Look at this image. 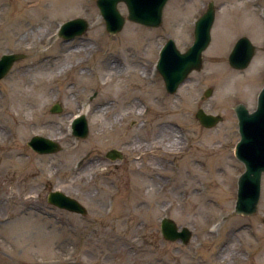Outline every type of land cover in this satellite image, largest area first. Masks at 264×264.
<instances>
[{
    "label": "rangeland",
    "instance_id": "1",
    "mask_svg": "<svg viewBox=\"0 0 264 264\" xmlns=\"http://www.w3.org/2000/svg\"><path fill=\"white\" fill-rule=\"evenodd\" d=\"M210 1L217 11L204 67L171 95L156 69L160 50L172 38L186 51ZM263 9L264 0H176L161 27L127 21L111 35L97 0H0V58L27 55L0 80V264H264V175L257 212H235L245 171L235 154V107L254 111L264 87ZM78 17L89 31L59 37ZM242 36L257 50L237 70L228 58ZM62 65L77 67L59 75ZM12 97L16 108L5 109ZM57 102L63 111L53 114ZM83 108L89 135L79 138L71 123ZM199 108L223 121L203 127ZM9 111L24 122L19 135ZM35 135L62 150L33 151ZM111 149L127 161L107 159ZM31 166L37 174L26 176ZM53 190L78 199L88 215L49 204ZM163 217L193 232L188 245L163 238Z\"/></svg>",
    "mask_w": 264,
    "mask_h": 264
},
{
    "label": "water",
    "instance_id": "2",
    "mask_svg": "<svg viewBox=\"0 0 264 264\" xmlns=\"http://www.w3.org/2000/svg\"><path fill=\"white\" fill-rule=\"evenodd\" d=\"M126 2L129 8V19L148 27H158L162 22L163 8L167 0H98L97 4L101 15L106 21L108 32L116 34L125 25V17L118 9V3ZM215 21V8L210 4L208 11L197 21L195 29V41L186 52H181L174 40H169L162 48L157 68L161 73L169 93L177 92L190 73L200 71L204 66L203 53L211 43V29ZM89 29V23L83 18L68 21L62 26L60 36L67 40L83 35ZM256 47L247 38L240 39L229 56V63L233 68L246 69L254 55ZM24 54H7L0 60V79L4 78L14 63L25 58ZM213 89L205 92V97L211 96ZM62 105L53 106V113H61ZM235 113L239 122L241 140L236 146L237 158L245 165V172L238 180V193L235 205L237 214L253 215L258 210L261 198L262 178L264 174V87L258 97L255 111L251 112L243 103L235 107ZM196 118L207 128L215 127L223 117L221 115L208 114L204 109H199ZM74 135L86 138L89 134V125L85 116L77 118L73 124ZM29 146L35 151L48 154L59 152L62 147L56 141L46 137L34 136ZM109 157L116 159L121 157L119 151L112 150ZM48 202L70 212L87 214V209L75 198L61 191H51ZM161 232L165 239L170 241H182L189 244L192 231L187 228H179L174 220L164 218Z\"/></svg>",
    "mask_w": 264,
    "mask_h": 264
},
{
    "label": "bare ground",
    "instance_id": "3",
    "mask_svg": "<svg viewBox=\"0 0 264 264\" xmlns=\"http://www.w3.org/2000/svg\"><path fill=\"white\" fill-rule=\"evenodd\" d=\"M46 58L50 59V58H52V56L46 57ZM76 67H77V65L76 66H69V65L65 66V65H62V66L59 67V70H58L59 75H63V74L69 73V72H75V68ZM80 73H85V71L81 70ZM92 79L95 82V84L98 85V82H97L98 79H99L98 74H96L95 76H92ZM103 84L108 86L109 82L105 81ZM19 85H21V83L17 84V86H19ZM14 101H16L15 97L7 99L5 109H14L13 106H15V108H16V103ZM17 102H20V98L17 99ZM17 106H21V104H18ZM83 109L86 112V108H83ZM7 114L13 121H15V124H13L14 126L12 127L11 131H13L15 134L19 135V132L21 131V129L22 130L24 129V122L20 119V115L18 113H14L12 111H9ZM10 135H12V134L10 133ZM18 135H16V136H18ZM12 154L13 153L11 151L7 152L5 150V152L2 155H4V156H12ZM16 161H17V163L20 162L18 159H16ZM32 174H34V175L37 174V170H36L35 166H31V169L26 174V176H30ZM9 183H11V180H10Z\"/></svg>",
    "mask_w": 264,
    "mask_h": 264
},
{
    "label": "flooded vegetation",
    "instance_id": "4",
    "mask_svg": "<svg viewBox=\"0 0 264 264\" xmlns=\"http://www.w3.org/2000/svg\"><path fill=\"white\" fill-rule=\"evenodd\" d=\"M175 2H176V0H168V1L166 2L165 7H164V9H163V22H164V19H165V17H166V13L169 11V9H172V7L175 5ZM232 3H233L232 1L228 2L226 6H228V5L232 4ZM122 5L125 6V8L127 9V6H126L124 3H122ZM224 5H225V4H224ZM222 6H223V5H222ZM223 7H224V6H223ZM174 8H175V7H174ZM216 11H217V8H216ZM163 22H162V23H163ZM129 145H130V143L127 144V147H128ZM119 150H121V149H119ZM171 151H172V150H171ZM121 152H122V158H121L120 160H116V161H121V162H125V161H127V160H126V156H125V154L123 153L122 150H121ZM110 161H113V160H110ZM116 161H113V162L115 163Z\"/></svg>",
    "mask_w": 264,
    "mask_h": 264
}]
</instances>
